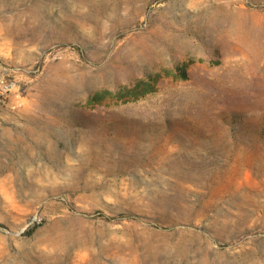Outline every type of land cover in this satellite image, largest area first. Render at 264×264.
<instances>
[{
	"label": "rangeland",
	"instance_id": "1",
	"mask_svg": "<svg viewBox=\"0 0 264 264\" xmlns=\"http://www.w3.org/2000/svg\"><path fill=\"white\" fill-rule=\"evenodd\" d=\"M0 264H264V0H0Z\"/></svg>",
	"mask_w": 264,
	"mask_h": 264
},
{
	"label": "bare ground",
	"instance_id": "2",
	"mask_svg": "<svg viewBox=\"0 0 264 264\" xmlns=\"http://www.w3.org/2000/svg\"><path fill=\"white\" fill-rule=\"evenodd\" d=\"M47 103H49V102H47ZM45 104V103H44ZM52 104H54V103H52ZM49 105V104H48ZM51 105V104H50ZM53 106V105H52ZM50 107V106H49ZM54 108H56V107H54ZM58 109V108H57ZM46 123H49L48 121L46 122ZM88 130V129H87ZM85 131V130H84ZM90 131V130H89ZM32 133V132H31ZM87 134V133H86ZM89 134V133H88ZM92 135V134H91ZM40 136L41 137H43V133L42 132H40ZM93 136V135H92ZM91 136V137H92ZM99 136V135H98ZM45 137V136H44ZM90 138V137H89ZM93 138V137H92ZM82 139V138H81ZM95 139H96V137H95ZM103 139V138H102ZM80 140V139H79ZM89 140V139H88ZM104 140V139H103ZM100 142V141H99ZM86 143V142H85ZM91 143V142H90ZM101 143V142H100ZM113 143V142H112ZM87 144V143H86ZM108 144H109V142H108ZM110 144H111V142H110ZM114 144V143H113ZM88 145V144H87ZM92 145V144H91ZM90 152V151H89ZM92 154H93V152H92ZM97 156V155H96ZM98 157V156H97ZM82 159H84V158H82ZM87 159V158H86ZM97 160H99V159H97ZM85 160H83V162H84ZM102 161H103V159H102ZM101 161V162H102ZM87 164V163H86ZM100 164V163H99ZM82 165V164H81ZM81 172V171H80Z\"/></svg>",
	"mask_w": 264,
	"mask_h": 264
},
{
	"label": "built area",
	"instance_id": "3",
	"mask_svg": "<svg viewBox=\"0 0 264 264\" xmlns=\"http://www.w3.org/2000/svg\"><path fill=\"white\" fill-rule=\"evenodd\" d=\"M12 86L13 84L8 83V84H4L2 87L4 91H9L12 88Z\"/></svg>",
	"mask_w": 264,
	"mask_h": 264
},
{
	"label": "trees",
	"instance_id": "4",
	"mask_svg": "<svg viewBox=\"0 0 264 264\" xmlns=\"http://www.w3.org/2000/svg\"><path fill=\"white\" fill-rule=\"evenodd\" d=\"M183 75H186V74H185V71H183Z\"/></svg>",
	"mask_w": 264,
	"mask_h": 264
}]
</instances>
